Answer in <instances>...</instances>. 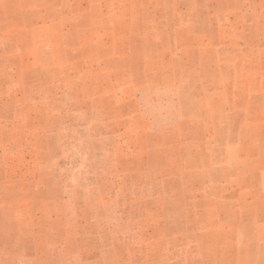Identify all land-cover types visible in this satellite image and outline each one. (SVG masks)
<instances>
[{
	"label": "rangeland",
	"instance_id": "1",
	"mask_svg": "<svg viewBox=\"0 0 264 264\" xmlns=\"http://www.w3.org/2000/svg\"><path fill=\"white\" fill-rule=\"evenodd\" d=\"M0 264H264V0H0Z\"/></svg>",
	"mask_w": 264,
	"mask_h": 264
}]
</instances>
